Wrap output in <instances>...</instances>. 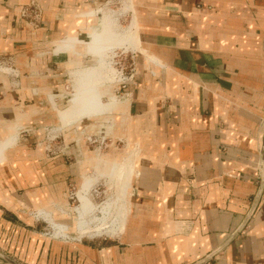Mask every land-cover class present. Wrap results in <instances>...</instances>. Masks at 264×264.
Returning <instances> with one entry per match:
<instances>
[{"label":"crops","instance_id":"obj_1","mask_svg":"<svg viewBox=\"0 0 264 264\" xmlns=\"http://www.w3.org/2000/svg\"><path fill=\"white\" fill-rule=\"evenodd\" d=\"M114 1L0 0V61L18 68L16 79L0 73V245L21 264H264V0H128L140 49L121 115L134 146L95 165L129 171L126 228L82 232L77 211L67 231L123 235L63 244L23 219L66 201L93 163L72 131L66 154L32 143L56 121L69 74L91 65L73 67L89 54L103 60L96 51L119 34ZM27 6L36 20L21 15ZM105 10L113 35L94 39ZM89 110L71 99L58 115H98ZM85 204L94 229L100 205Z\"/></svg>","mask_w":264,"mask_h":264},{"label":"rangeland","instance_id":"obj_2","mask_svg":"<svg viewBox=\"0 0 264 264\" xmlns=\"http://www.w3.org/2000/svg\"><path fill=\"white\" fill-rule=\"evenodd\" d=\"M126 1L128 0L114 1L111 4V7L116 9V12L119 14L118 23L121 30L119 34H116L110 39V48L103 44L98 52H96L99 54L100 58L103 57L104 59L97 62V57L89 54V56L85 58L86 61H82V63L73 67L91 65L86 69H77L76 71H79V73L72 78L69 74L66 85L64 86V92L62 91L63 93L56 95L55 98V102L57 103L56 121L53 124L51 123L38 127L39 131L37 130V134L40 138L36 143H32L40 146L41 149H45L47 153L52 155L55 153L66 154L70 141L68 140V142L65 140V133L67 134L72 131L74 137L72 144L75 145L74 141L79 139V145L88 146L95 157L93 163L91 160V166L93 165V167L90 166L89 172L82 175L78 184H73L70 187L66 201L55 202L49 208L40 209V213L39 210L35 209L29 210L26 214L22 215L23 219L26 221H35V224L38 225L36 230H39L45 239L55 240L63 244H70L81 241L109 242L118 240L123 235L122 233L117 237L102 236L94 238L84 236L81 239L73 237L65 239L63 237V234H67L70 226H73L75 217L78 215L77 207H80L81 204L83 206L86 202H90L96 205L99 204L102 207L103 205L107 206L102 214L99 213L100 215H98V217H104L106 219L111 217L117 218L116 223H119V218L122 215L124 216L129 209L128 200L133 192L129 180L130 175L128 169L124 166L120 167V165L115 169H99L103 167L102 165L104 164V162L99 159L108 157L107 154L116 155L117 153H121V155L124 156L129 149L134 146L131 145V142L128 140V122H126L121 114L128 104V95L126 93L136 73L137 66L135 56L137 55L136 51L140 49V45L138 31L135 37L130 36V34H133L134 27L132 24L134 19L132 20L133 12L130 9V3L128 4ZM101 19H104V21H102L104 23V28L102 30L100 28L99 31H92L96 32L94 39L103 37L108 40L113 33L109 27H106V23L110 21V15L107 10L101 15ZM99 23L98 20L96 25ZM5 63H7L6 60L0 61V73H5L4 71H6L11 73L14 79H16L18 77L16 76L18 75V68L15 63ZM3 65L6 66V69ZM10 67L16 74L11 72ZM85 71L87 74L88 72L90 73L84 75ZM14 79H11L12 82ZM92 81L95 83L96 95L98 98H101L104 106L96 102L90 103L88 106L86 105L88 102L89 90L88 92L86 91ZM81 89L83 90L82 92L80 91ZM99 92H103V94H99ZM71 99L78 105L81 104L88 107L90 109L89 112H97V110L94 109L97 104L101 105L102 111H100L101 113H97L98 115L82 119L80 118V112H76L72 117L68 116L60 121L58 110L65 108L68 101ZM123 103L124 105H122ZM66 130L68 131L65 132ZM96 161H99V164H95ZM95 165H99V168L95 167ZM49 213H51V216L49 215L51 220L46 218ZM88 217L87 221L89 224L92 223L91 226L95 225L92 209L88 212ZM24 224L26 228H32L28 227L26 222L20 221L16 223V227L20 226L24 228ZM74 233L75 232H70L72 236H74ZM8 250L9 249H5L0 245V252L5 253L8 257L20 263L18 255H16L14 251L11 252V250ZM0 260L2 261L0 262L1 264H13L1 257Z\"/></svg>","mask_w":264,"mask_h":264},{"label":"bare ground","instance_id":"obj_3","mask_svg":"<svg viewBox=\"0 0 264 264\" xmlns=\"http://www.w3.org/2000/svg\"><path fill=\"white\" fill-rule=\"evenodd\" d=\"M126 2H128V4L130 3L129 1H126ZM129 6H130V8H131V4H129ZM133 27H134V29H133V34H130V36H132V37H135V35H137V24H136V20L134 19L133 20ZM96 52H98V51H96ZM11 68V67H10ZM11 72H14V70H12V68H11ZM77 73H79V71H76V70H74L73 72H72V74H73V76H75ZM87 73V72H86ZM90 72H88V74H89ZM93 74V73H92ZM89 88H87V91L86 92H88V90H89V94H88V102H87V106L90 104V103H94V102H96V103H100L101 102V100H100V98H98L97 97V95H96V90H95V83H94V81H92L91 82V84L88 86ZM81 92L83 91L82 89L80 90ZM98 105V104H97ZM96 108V107H95ZM99 110V109H98ZM97 113H99V112H97ZM65 117H67L66 116V113L65 112H62L61 113V118L62 119H64ZM17 144V143H16ZM2 146H3V144H2ZM1 149H2V147L0 146V152H1ZM4 152V151H3ZM126 175V174H125ZM106 207L107 206H105V205H103V207L100 205V207L98 208V214H99V211H101V213L102 212H104L105 211V209H106ZM101 208V209H100ZM90 209H92L91 208V205L89 204H85V205H83V206H80V207H78L77 208V210H78V212H79V217H78V228H79V230H81L82 232H88V231H90L91 232V230H95V231H97V233L98 234H101V233H103V232H111V234L112 235H115L117 232H119V231H123L125 228H126V219H125V215L123 216H121L120 218H119V223H117L116 225H117V227L115 228L114 227V223H116V221H117V219H110V220H107L106 218H104V217H98L97 218V220L99 221V222H101V224L99 225H96V227H94V229L93 228H89L87 225H86V223H87V219H88V212L90 211ZM94 210V209H93ZM107 211V210H106ZM95 212V211H94ZM39 213H40V211H39ZM104 214V213H103ZM105 215V214H104ZM47 219H49V220H51V217L49 216V214H47V217H46ZM91 227V226H90ZM93 227V226H92ZM103 228H105L104 230H103ZM89 232V233H90ZM95 234V233H94ZM110 235V234H109ZM63 237L64 238H69L68 237V235L67 234H63Z\"/></svg>","mask_w":264,"mask_h":264},{"label":"built area","instance_id":"obj_4","mask_svg":"<svg viewBox=\"0 0 264 264\" xmlns=\"http://www.w3.org/2000/svg\"><path fill=\"white\" fill-rule=\"evenodd\" d=\"M21 15L26 18L36 20L40 16V12L37 9L33 8L32 6L31 7L27 6V7L22 8ZM14 74H16L15 71H14Z\"/></svg>","mask_w":264,"mask_h":264},{"label":"water","instance_id":"obj_5","mask_svg":"<svg viewBox=\"0 0 264 264\" xmlns=\"http://www.w3.org/2000/svg\"><path fill=\"white\" fill-rule=\"evenodd\" d=\"M0 257L6 261L13 263V264H21V263L16 262L14 259L8 257V255H6L5 253H2V252H0Z\"/></svg>","mask_w":264,"mask_h":264}]
</instances>
